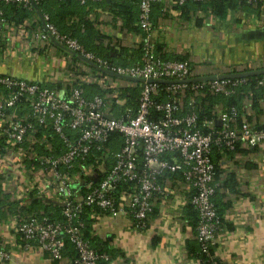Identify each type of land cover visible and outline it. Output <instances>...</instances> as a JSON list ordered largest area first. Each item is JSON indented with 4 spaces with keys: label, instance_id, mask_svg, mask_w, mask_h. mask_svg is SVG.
<instances>
[{
    "label": "built area",
    "instance_id": "1",
    "mask_svg": "<svg viewBox=\"0 0 264 264\" xmlns=\"http://www.w3.org/2000/svg\"><path fill=\"white\" fill-rule=\"evenodd\" d=\"M41 1L44 0H0V40L8 28L5 5L32 8ZM77 1L86 5L110 0ZM165 1L138 0L137 24L144 32V62L141 65L111 67L106 60L87 51L76 38L60 34L47 16H43L44 32L37 34L40 40L47 42L52 37L104 69L143 79L135 111L129 107L123 116L114 117L109 98L95 96L86 100L77 85L65 96L38 82L0 73V161L10 171L29 162L31 175L38 180L33 186L38 197H48L60 208L61 220H51L41 214L40 217H27L18 224L17 231L24 247L37 248L46 252L51 260L61 261L68 242L76 254L74 264H97L100 259L111 264V255L98 253L84 237L85 206L113 215L119 211L121 198L135 218L136 230H144L155 196L168 194L160 180L167 174H179L192 188L189 203L198 214L196 238L200 250L208 255L209 264H218L210 253L216 244L220 224L213 203L217 183L211 159L212 146L227 151H234L240 143L258 146L264 144V129H257L247 120L238 124L234 110L229 113L222 109L214 110L219 130L215 131V122L211 120L202 124L210 129L203 133L197 126V114H180L184 111V98L181 97L187 90L183 83L166 88L168 93L177 96L171 101L157 102L152 98L157 88L147 83L148 79L192 77L188 62L162 60L153 55L152 9ZM172 1L181 8L190 2L207 4L212 0ZM248 1L256 3L259 0ZM239 82L230 79L207 81L192 86L191 90L194 96L201 95L199 90L207 86L211 93L227 95L230 87ZM113 133L123 139V145L115 151L106 144ZM78 181L85 182L86 192L82 198L75 199L73 183ZM52 192L54 195H50ZM9 258L10 254L0 245V262Z\"/></svg>",
    "mask_w": 264,
    "mask_h": 264
},
{
    "label": "crops",
    "instance_id": "2",
    "mask_svg": "<svg viewBox=\"0 0 264 264\" xmlns=\"http://www.w3.org/2000/svg\"><path fill=\"white\" fill-rule=\"evenodd\" d=\"M41 16L37 11L19 25L6 19L8 28L0 40V73L38 82L65 96L73 85L97 84L110 99L113 116L117 107L124 108L125 99L116 97L137 83L100 72L51 39L40 40L37 34L45 30ZM85 18L99 34L94 44L110 47L115 53L120 48L136 50L143 45L138 16L135 22L126 24L125 13L117 15L97 6L91 7ZM152 23L154 48L160 46L159 51L168 57H184L191 65V76L264 68V0L252 3L251 8L238 7L222 21L210 9L194 3L180 8L166 0L152 9ZM242 103L249 122L256 128L263 125L264 98L259 101L261 113L252 108L250 97ZM222 109L221 104L214 108ZM212 156L219 157L215 201L219 208L225 206L212 253L221 264H264V144L240 143L234 151L215 150ZM0 162V245L10 254L9 260L0 264H74L76 255L70 243L61 261L51 260L37 248L24 247L18 224L27 217L46 214L43 208L34 209L33 201L38 200L50 214L58 206L36 194L33 186L38 180L31 175L29 162L11 171ZM82 181L73 183L75 199L86 192ZM160 183L168 194L155 196L144 230H136L135 218L121 198L116 214L99 209L86 213L90 237L97 248L105 245L111 253V264H201L189 248L199 245L189 208L192 188L179 174H167Z\"/></svg>",
    "mask_w": 264,
    "mask_h": 264
},
{
    "label": "trees",
    "instance_id": "3",
    "mask_svg": "<svg viewBox=\"0 0 264 264\" xmlns=\"http://www.w3.org/2000/svg\"><path fill=\"white\" fill-rule=\"evenodd\" d=\"M138 0H110V1H101V2H91L86 5L80 4L77 0H44L39 2L35 7L27 8L22 5L16 4H8L5 5L4 17L6 19L10 18V21L15 25L22 24L23 21L30 17L32 14L35 15L37 11L43 16L48 17V21L54 25L56 30L60 34L70 35L78 40L83 47L89 51L94 53L97 57L106 60L111 67H128L134 65L143 64V56H144V46L142 45L136 50H129L127 48H120L118 52L112 50L110 47H103L101 45L94 44V39L98 38V32L93 28L91 22L85 18L86 14H88L91 7L102 6L103 8L108 9L109 11L114 12V14L120 15L121 13H125L127 19H125L126 24H130L131 22H135L137 16L139 15L138 8ZM194 3L202 9H210V11L217 16L221 21L225 20L229 14L234 12L238 7L240 8H251L252 2L248 0H212L207 4H201L196 2ZM158 5V4H157ZM156 5V6H157ZM185 6V5H184ZM183 6V7H184ZM155 7V6H154ZM153 7V8H154ZM182 8V7H181ZM73 19V21H72ZM138 21V19H137ZM139 27V26H138ZM160 46L154 48L153 55L155 58H160L162 60H174V61H182L187 62L184 57L181 56H165L160 51ZM115 53V54H114ZM75 57L79 56V54L75 53ZM188 65H190L188 63ZM191 67V65H190ZM108 70V69H107ZM231 81H240L238 85H234L230 87L231 92L227 95L225 94H214L209 91L207 86H203L199 90L201 95L194 96L193 90L191 87L197 84H202L205 82H195V83H183L187 86L186 97L184 98V111L180 114L185 115L188 112H194L197 114V126L203 133L210 132L208 127H203V123L207 121L216 120V114L214 112L215 106L221 104L223 109L227 112H232L234 110L236 112V118L238 124H241L243 120L250 121L248 117L245 115L244 107H243V99L245 97H250L252 101V108L257 112L261 113V109L259 107V101L264 98V75L250 76L247 78L240 79H230ZM262 82V84H260ZM157 88V92L152 96L157 102H167L171 101L173 95L166 91L167 87H170L174 84H163V83H155L153 84ZM83 91V98L86 100H92L95 96L105 97V92L102 91L97 84L91 83H80L77 85ZM142 83H137L135 87H131L125 89L123 93L118 95L116 98L125 99L126 105L125 107H131L133 111H135L138 99L141 93ZM191 98L193 101L191 102ZM117 107V106H114ZM124 107V108H125ZM124 108L117 107L118 110H115V117H121L124 115L122 111ZM125 111V109H124ZM123 113V114H122ZM215 131L219 130V126L214 127ZM57 141V140H56ZM107 146H110L112 150H119L123 145L122 137L113 133L110 135ZM237 148V146H236ZM235 148V149H236ZM215 150L219 151H227L225 148H220L218 146H212L211 159L214 163L216 176L219 173V165H218V156H212ZM2 153V152H1ZM143 165L142 160L140 159V166ZM218 186L215 189V193L213 196V203L218 216L221 218L225 206L219 208V205L215 201V196L217 194ZM34 209H44L46 211L45 216L49 217L51 220H61L60 216V208H52L54 209V213H49L47 207L40 204L38 200L33 201ZM190 210L193 211L194 227L197 226L198 222V214L192 207L189 206ZM91 210V207L85 206L82 219L84 223L87 225L84 226L83 234L86 239H88L91 245L96 249L98 253L106 252V248L103 244L102 247H96L94 240L90 237V232L88 227L89 220H86V213ZM95 210V209H94ZM68 244V242H67ZM189 248L194 250L195 256L199 259L201 264H209V257L204 252H201L200 245L198 246H190ZM192 250V251H193ZM74 251V250H73ZM75 252V251H74ZM210 253L212 250L210 249ZM76 255V254H75ZM218 264H221L217 261ZM97 264H108L107 261L100 259Z\"/></svg>",
    "mask_w": 264,
    "mask_h": 264
},
{
    "label": "water",
    "instance_id": "4",
    "mask_svg": "<svg viewBox=\"0 0 264 264\" xmlns=\"http://www.w3.org/2000/svg\"><path fill=\"white\" fill-rule=\"evenodd\" d=\"M42 20L43 17L41 16ZM43 24H45L43 20ZM57 46L74 53L70 49H68L66 46L63 44L55 41L52 37L50 38ZM79 58L84 61L85 63L89 64L91 67H94L95 69L99 70L100 72L107 74L109 76H112L114 78L126 80L129 82H134V83H143L144 80L141 78H134L131 76H126V75H119L115 72H112L110 70L104 69L101 66L95 64L94 62L79 56ZM257 75H264V68L256 69V70H249V71H237V72H232V73H223V74H212V75H203V76H192L187 79H182V80H170V79H148L146 82L150 84H155V83H163V84H178V83H195V82H207V81H214V80H223V79H240V78H247L250 76H257ZM257 129H264V124L259 126Z\"/></svg>",
    "mask_w": 264,
    "mask_h": 264
},
{
    "label": "rangeland",
    "instance_id": "5",
    "mask_svg": "<svg viewBox=\"0 0 264 264\" xmlns=\"http://www.w3.org/2000/svg\"><path fill=\"white\" fill-rule=\"evenodd\" d=\"M264 67V66H263Z\"/></svg>",
    "mask_w": 264,
    "mask_h": 264
}]
</instances>
